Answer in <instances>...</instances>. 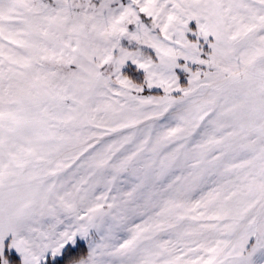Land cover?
<instances>
[{
    "label": "snow or ice",
    "instance_id": "obj_1",
    "mask_svg": "<svg viewBox=\"0 0 264 264\" xmlns=\"http://www.w3.org/2000/svg\"><path fill=\"white\" fill-rule=\"evenodd\" d=\"M0 264H264V0H0Z\"/></svg>",
    "mask_w": 264,
    "mask_h": 264
}]
</instances>
